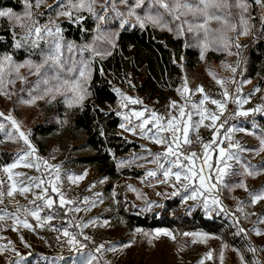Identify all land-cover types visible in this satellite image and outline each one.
<instances>
[{
  "label": "rangeland",
  "instance_id": "374dc122",
  "mask_svg": "<svg viewBox=\"0 0 264 264\" xmlns=\"http://www.w3.org/2000/svg\"><path fill=\"white\" fill-rule=\"evenodd\" d=\"M234 2L235 0H229V3L234 4ZM254 2L256 13L261 19L264 16V6L262 3L257 2V0H254ZM56 3L57 0H49L41 7L32 8L34 19L41 25L54 21L61 26L60 23L64 19L68 23L76 25L77 23L70 22L67 17L57 16L61 8L56 7ZM65 3H67V0H65ZM104 3L105 0H98V3L95 5V10L98 13H103L101 5ZM114 3L116 9L124 13V16L122 18L117 17L112 8L109 7L106 13L109 21H115L121 29L125 26H139V23L134 17L127 16L128 5L121 3L120 0H114ZM132 3H134V0H129V4ZM248 5V12L245 13V15L246 17H250L248 20L249 34L253 35L254 30L258 29L259 24L256 27L253 26L254 15L250 11L249 3ZM50 9H52L50 13L46 12ZM136 11L141 17L149 13L152 15L160 13L163 17L160 26L153 25L151 22L146 23L156 30L166 32L174 30L180 35L184 34L185 31L188 32L187 24L183 25L182 32L178 31V26L183 20L187 19L194 26L205 22V17L202 14H199L195 19L189 14L186 17L182 16L181 21H175L172 15L167 14L159 5L152 4L151 0H145L144 6ZM232 11L237 13V18L233 23H231L229 19ZM240 11L238 7L229 8L224 4L220 5L218 11L215 8L209 10L210 14L215 13L221 15L230 22L228 30H226L228 24H225L223 20L216 19L208 20L206 25L207 32H205L203 28L197 29L194 27V30L191 32L193 36L192 41L198 47L200 63L196 69L190 71L182 66V58L178 60L177 64L180 67V74L178 75L175 87L165 90L167 96L163 102L153 98H146L144 94L138 93L136 91V83L133 81L130 70L126 73L119 72L117 74L106 75V78L111 83L115 99L112 102L106 103L105 107L101 110L105 112L112 111L119 117L120 123L114 131L116 134L127 141L137 143V148L112 157L111 160L114 164L115 171L119 173L118 176L113 178L98 174L94 164H69L68 158L71 154L69 147L80 143L82 139L81 134L60 133V129H58L52 134L32 138V127L37 122H40L44 115L48 113L47 107L52 101L59 100L68 109L74 108L75 105L69 107L64 96L61 94H56L55 99H52L51 95H44L45 89L55 85L56 81L50 79V84L45 85L41 77L30 74V68L42 62L44 55L49 50L50 46L48 44L41 42L40 47L36 48L32 47L30 44H24L21 48L17 49L26 50L28 53L26 57L21 60H16L12 56L14 64H26L27 66L20 67L18 73H16L13 68L9 74V70L6 69L2 87L4 92L8 94H0V112H3L5 117L11 115L12 119L17 121L19 130L23 131L25 135L28 136L29 142L36 149L35 155L27 159L33 163L40 164V172L35 168H26L22 165L11 169L13 181L23 180L25 176H40L41 172L44 173L42 178L47 179L50 172L53 175L55 173L52 169L45 171L44 161H47L49 165H58L60 176L58 186L65 193L67 199L76 201L75 205L65 206L64 212H66L68 207L74 206H78L82 211L67 212L66 218L61 221L54 218V222L59 228L66 227L69 219L75 220L76 223L87 222L89 225L87 228H72L70 231L74 233L83 232L84 235L92 239H97V243L94 247L103 243L106 249L100 254L103 264H199L201 260H203V264H242L240 260L242 254L237 249L225 245V243L214 234L202 230L176 233L168 227H128L124 221L116 219L115 213L118 198L130 207L132 213L141 214L143 212L157 210L166 198L172 197L171 193L173 191L181 187L180 184H176V189L170 186L175 183L174 178L170 179L167 184H161L151 189H142L139 186V181L145 177V173L148 170L156 169L155 164L148 163L152 157L148 156L146 149H151L152 152H161V150H159V145L156 143L149 139L142 138L139 135V129H137V133L134 135L132 132L125 131L120 127L122 123H125L128 127H132L140 122L134 117H131L132 123H127L125 116H129L132 111H141L147 107L148 109L155 110L158 114L166 115L171 111L172 115L178 116L179 108H172L170 110V101H176L178 104H185L186 100L198 102L205 94L211 98L223 100V92L224 89L227 88L230 93L227 107L230 104L231 109L230 111H225L224 116L221 117L220 121H217V124L227 119L225 125L230 126L232 129V143L238 142L241 148L249 149V151L243 152L235 148L231 149V151L238 152V155L244 163L249 164L255 169H258V167L264 164V150H260V139L264 138V132L255 121L258 115L264 117V112L251 113L247 117L233 116L238 110V106L232 101L237 98L241 100L248 99L249 101L243 104L240 110L254 109L258 105L264 106V79L249 80L246 78L245 74H243V67H241L242 60H237L235 50L237 37L244 36L238 35V32L243 29V26L240 25L239 22ZM25 12L26 11L16 14L23 17ZM80 15H87L90 21H92V27L90 29V32L93 34L92 39L89 42L76 43L69 38H65L63 35V40L64 42H72L74 45L82 47L85 44H92L98 33L96 32V20L86 11L81 12ZM164 15L167 16V18ZM121 19H127L128 21L124 27H120ZM21 22L28 24L31 21L25 18ZM104 24H101V29L104 34L107 37L114 38L113 31L108 32V28L104 27ZM231 24L236 25V30L230 28ZM3 27L9 28V34L15 47L16 40L25 34L24 31L17 26L16 20L8 17H0V28ZM221 36L230 38L227 42V47H225V42L221 39ZM254 39L255 37L252 40ZM102 42L105 41L99 40L95 42V47L99 51H101ZM205 44H207V47H205ZM107 45L111 46L108 43ZM79 47L75 48L72 52L67 51L66 47L62 49V59L66 61L65 69L61 70L59 73L62 79H73L78 77V72L70 73L66 70L73 66V61H75L76 66L79 67L78 62L81 59L90 60L92 63L94 59L101 57H93L91 52H84L83 55H81ZM211 48L215 49V54H218L217 58L205 56V52ZM28 62L31 63L29 64ZM231 68H236L237 71L233 73ZM44 71L47 72L48 78L57 74L56 69H42V72ZM210 73L215 74V79ZM19 77H26V79L22 80ZM185 78L187 79V86L189 89L195 90L198 86H203L204 93H184L182 97L176 89H183ZM136 79L138 81L139 78L137 77ZM9 80H13L14 83H9ZM217 80H222L224 82L223 86L218 84L216 82ZM233 80L235 83H233ZM237 88L240 89L239 93L236 92ZM256 88H259V91H254ZM115 89H119L120 93H123L125 96L143 101V104H133L130 101L124 100L117 94ZM63 91L64 89H61V92ZM67 95L71 98L72 93L69 92ZM40 96H44V98L39 99L38 97ZM33 98L37 99H35L34 103H30L29 101ZM123 105H126V107ZM203 107L207 108L210 113L218 112L216 105H213L210 100L206 101ZM189 110L191 109L186 108V111ZM117 113H121V115ZM149 114L150 113L145 112V118H147ZM5 117H0V124H3V128L0 129V134L9 138V140L20 142V145L16 146V150L13 151L12 161L6 164H0V181L3 182L0 184V191L7 193L13 181L8 180L9 173L4 172L3 169L16 162L18 155H22L24 152L29 151V149L24 143V140L19 136V132L12 125L11 120L5 119ZM198 119L197 116L193 115V121ZM56 120L60 123L59 118ZM210 123V120H205L204 126H200L198 129L208 128L207 125ZM148 127L151 128L152 125L149 124ZM241 129H243V131ZM195 130L197 129L190 128L189 133ZM221 130L222 128L219 130L217 136V144H219ZM39 142L43 143L44 152L39 151L38 144H36ZM217 144H213L212 148L208 149L211 154V161L214 169L218 158ZM214 149L215 151H213ZM203 152L204 149H202L200 154L202 155ZM87 153H89V150L86 149L77 150L75 152L77 155H85ZM140 157H147V159H140ZM117 161H126V163L118 166ZM197 163L199 164L200 162L197 161ZM228 163L233 165L235 174L225 176L224 183L219 185L217 189L222 206L227 209V212L217 209L209 215L198 201H185L183 197L186 194L183 191L176 197L179 199L180 205L184 207L183 212L187 215L191 210L198 209L199 212L208 219L224 220L232 226L235 235H237L236 233L240 227L246 229L247 235H237L244 248L249 253L250 262L248 263L244 260V264H257V262H259V264H264V235H256L254 231V229H259L261 232H264V223L258 222V217L264 216V200H261L254 206L248 202L249 192L264 188V170L250 176L243 174L244 169L239 164H236L235 161H229ZM17 172L24 173L25 176L17 177L14 175ZM81 175H83L84 178L76 180L75 183L69 179V177L75 178ZM240 181H243L247 185L248 191L240 187H235ZM92 185L95 186L92 187ZM129 185L136 189V191L129 190ZM34 191L38 192L39 190L34 189ZM49 191L51 192L50 189ZM97 193L100 195L97 196ZM50 195L52 198L53 195L56 196V199L59 200L57 194L51 193ZM25 196H27V198H25ZM14 197H21L25 200L26 207H33V205L29 204V200L33 198L32 193L21 195L17 189L14 191L12 197H8L7 195L3 197L4 202L0 204V215H4V219L0 220V245L5 246L6 249L14 247L15 251L5 250L3 253H0V264H10L11 261H16V264H83L89 250H84L83 255L70 252L67 244L64 243L65 238L61 233L54 237V241H50V237L46 233L37 230L36 220L34 218L26 216L23 211L16 212L17 206L12 202ZM84 197H88L87 203L83 202ZM93 201L95 202V206H92ZM241 201L245 202L242 206V211H237ZM149 204H151V207H149ZM253 212L257 215H251ZM5 213H16V215L20 216L21 220L27 219L29 223L33 225V229L29 230L24 228L18 221L5 215ZM48 213L52 216L50 212ZM246 216L247 218H245ZM237 220L239 222L238 224L235 223ZM13 227L17 230L13 231ZM138 229L140 231H137ZM165 232L170 233V235H165ZM185 233L194 235H184ZM21 236L24 237V240L30 247H25L24 243L21 242ZM58 236L60 237L59 240L57 239ZM250 246L255 247L258 251L256 253L249 251ZM110 247L115 250H107ZM17 252L24 258L21 259L20 256H17ZM209 252L212 253L211 259L207 258ZM59 256L64 257V259H54ZM96 264H99V262L97 261Z\"/></svg>",
  "mask_w": 264,
  "mask_h": 264
},
{
  "label": "snow or ice",
  "instance_id": "6c2138e0",
  "mask_svg": "<svg viewBox=\"0 0 264 264\" xmlns=\"http://www.w3.org/2000/svg\"><path fill=\"white\" fill-rule=\"evenodd\" d=\"M44 0H36L35 7H40L41 3ZM121 3L128 5L127 16L134 17L135 20L139 23L141 28L145 27L146 22H151L153 25L160 26L162 22V15L157 13L156 15L146 14L144 17H141L137 13V9H140L145 4V0H134V3L129 4V0H120ZM152 4L159 5L161 8L165 10V12L169 15H172L175 21H181V17H186L191 14L195 19L199 14H202L205 17V22L203 24H196L195 26L188 21L187 19L183 20L178 26V31H183V25H188V31L192 32L194 27L199 29L203 28L205 32H207V22L211 19L223 20L225 24H228V20L221 15L212 13L210 14L209 10L212 8L217 9L220 8L221 4L226 5L227 7H238L240 11V25L243 26L242 31L238 32V35H248L249 34V26L248 20L250 17H246L245 13L248 12L249 5L247 0H235L234 4L229 3V0H151ZM264 4V0H257ZM98 3V0H57L56 7L61 8V11L57 13V16L67 17V19L72 23L80 24L85 19L84 16L80 15L81 12L86 11L96 20V32L98 35L94 38L92 44H85L82 47L74 45L72 42H64L63 40V29L61 26L54 21H50L48 24L41 25L37 20L34 19V13L32 12L33 5L29 2V0H25L26 12L24 16H20L11 10H0V17H8L10 19H14L17 21V26L24 31V35L21 36L15 42L16 48H21L24 44H30L32 47H40L41 42L48 44L49 50L44 55V58L41 63L35 64L30 68V74L37 75L42 78V82L45 85L50 84V79L55 80L56 84L53 86H49L45 89L44 95H51L52 99H55L56 94H61L64 96L65 101L68 103L69 107L73 105L82 107L83 101L90 95L88 89L86 87L87 81L91 77V61L86 59H81L79 63V67L76 66V62L73 61V66L67 68L66 70L70 73H77L78 77L69 79H62L60 76V71L65 69V63L62 59V49L66 47L67 51L72 52L75 48L79 47V51L81 55L84 52H91L93 57L102 56V55H111V51H106L102 53L95 47V42L99 40H104L106 43L110 44L111 47H115L114 38L107 37L103 30L101 29V24L107 22L108 17L106 15L108 8L111 7L115 12L117 17H123L124 13L118 11L115 7L114 0H105V3L101 5L103 9V13H98L95 10V5ZM51 7V6H50ZM27 18L31 22L28 24L22 23L23 19ZM262 22H264V18H262ZM127 19H121L120 27H124L127 24ZM230 28L232 30H236V25L231 24ZM171 30V29H169ZM221 39L225 42V47H227V42L230 38L221 36ZM237 48L240 45L237 43L235 45ZM207 47V44H205ZM29 64L31 62H28ZM27 66L26 64H14L13 57L8 54H4L0 56V94L7 95L8 93L3 90V82L4 75L6 69L9 70V74L11 69H15L16 73L19 72L20 67ZM230 67V66H229ZM42 69H56L57 74L48 78L47 72H42ZM231 71L235 73L237 71L236 68H231ZM101 74H103V70L101 69ZM213 75L215 79V74ZM22 80H25L26 77H19ZM218 84L223 86L224 82L222 80L216 81ZM250 82V81H249ZM9 83H14L13 80H9ZM130 83V81H129ZM233 83L235 81L233 80ZM61 89H64L61 92ZM118 95H120L124 100L130 101L133 104H143V101L138 99L125 96L123 93H120L119 89H115ZM178 93L183 97L184 93H192L200 92L204 93L203 86H198L195 90L189 89L187 86V79L185 78L183 89H176ZM254 91H259V88H256ZM72 93L71 98L68 97V93ZM236 92L239 93L240 89L237 88ZM223 100H217L209 97L208 95H203V98L198 102H192L191 100H186L185 104H178L176 101H170L169 109L179 108V114L172 115L171 111H169L166 115L158 114L153 109H148L145 107L141 111H132L129 116H125V120L128 124L132 123L131 117H134L136 120L140 122L138 124L133 125L132 127H128L125 123H122L120 127L125 131H130L134 135L137 133V129H139V135L142 138H146L156 143L157 145L163 148L161 152H152L151 149H146L148 156H151L152 159L148 161V163H152L156 165V169L148 170L145 173V179L151 177L156 178L158 175V171L162 174L163 179L159 180L161 184L169 183V180L174 178L175 183L170 186L176 189V184H180L181 187L176 189L171 193L172 196H177L181 194L183 191L186 195L183 197L185 201L192 200L198 201L200 205L204 208L206 212L211 215L213 211L219 209L220 211L227 212V209L222 206L221 200L219 199V195L217 192L218 186L224 183V177L229 174H235V170L233 169V165L229 164V161H235L236 164H239L243 169L246 175H254L264 169H255L252 168L249 164L244 163L241 160V157L238 155L237 151H231V149L235 148L240 152L249 151V149L241 148L239 143L228 144V149L221 147L224 143L223 140L219 141L217 144V136L219 134V130L224 127V124L227 123V119L222 121L220 124H217V121L221 120V117L224 116L225 111L227 110V102L230 98V93L227 88L224 89L223 92ZM39 99H43L44 96L38 97ZM35 99L33 98L30 103H34ZM216 105L218 112H209L207 108H204V104L206 101H209ZM233 103L237 104L238 110L233 114V116H244L247 117L251 113H260L264 112V106H257L254 109L249 110H240L242 105L248 103V99H234ZM126 107V105H123ZM186 108H190L191 110L186 111ZM145 112L150 113L147 118H145ZM121 115V113H117ZM193 115L197 116L199 119L193 121ZM0 117H5L3 112H0ZM5 119H9L12 122V125L19 132V136L24 140V143L27 145L29 151L24 152L22 155H18L16 162L8 165L3 169L4 172L9 173L8 180L13 181V174L11 173V169H14L18 166H23L26 168H35L38 172H40V164L33 163L28 160V157H32L36 153L35 147L29 142L28 136L25 135L23 131L19 130V124L16 120L12 119L11 115L5 117ZM205 120H210L211 123L207 125L210 130H213V136L209 143H203L202 138L197 135V140L201 142L202 148L204 149L203 154H198L195 151L185 152L184 146H190L192 144V140L189 138V132L191 129H198L200 126H204ZM151 124L152 127L149 128L148 125ZM3 128V124H0V129ZM243 131V129H241ZM231 131V129H229ZM226 139L231 140L230 137L226 136ZM213 144H217L218 148V158L216 160L215 169L213 168V163L211 161V154L208 149L212 148ZM261 149L264 150V138L260 139ZM215 151V149L213 150ZM140 159H147V157H140ZM187 161V163H185ZM197 161L200 163L198 164ZM126 163V161H117L118 166ZM45 171L52 169L54 170V175L50 172L47 179L42 178L44 173L41 172L40 176H25L24 173H15L14 175L17 177L25 176V179L13 181L9 186V190L7 193L0 191V204H3V197L7 195L8 197H12L14 191L19 190L21 195H25L28 193H32V199L29 200V204L33 205L32 208H28L26 206H18L16 212L23 211L26 216H31L37 221V226L42 227L44 223H50L54 217L47 216L41 217V212L45 208H52L55 201L50 195L49 189L51 193L57 194L59 197V206L64 208L65 206L75 205L76 201L67 199L65 193L58 186L60 181L59 176V166L58 165H49L47 161H44ZM167 165V167H166ZM143 166V165H141ZM83 175L76 176L75 178L69 177L73 183L76 180L83 179ZM103 182V181H101ZM3 182L0 181V184ZM95 185H92L94 187ZM129 190L136 191V189L132 188L131 185L128 186ZM235 187L243 188L245 191H248L247 185L240 181ZM34 189L39 190L34 191ZM97 196L100 194L97 193ZM27 198V196H25ZM261 200H264V188L258 189L253 192H249V203L251 205H256ZM39 202V203H38ZM83 202H88V197L83 198ZM102 202V201H101ZM245 202L241 201L240 205L237 208V211H242V206ZM92 206H95V202H92ZM151 207V204H149ZM82 211L78 206L68 207L67 212H79ZM10 218L18 221L24 228L32 230L33 225L29 223L27 219L21 220L20 216L16 215V213H5ZM251 215H257L256 213H251ZM247 218V216L245 217ZM4 219V215H0V220ZM259 223H264V216L258 217ZM235 223H239L238 220ZM89 225L87 222L85 223H76L75 220L69 219L67 221V226L63 228H55L54 230L61 233V235L65 238L64 243L67 244L70 252H76L78 254L83 255L84 249L86 245L84 241L92 242V238L83 234V232L74 233L70 231L72 228H87ZM13 231L17 229L13 227ZM137 231H140L139 229ZM256 235H264V232H261L259 229H254ZM159 234V233H157ZM165 235H170V233L165 232ZM247 235V230L243 227L238 229L236 233ZM184 235H194L190 233H185ZM79 237H82L80 239ZM21 242L24 243L25 247H30L27 242L24 240V237H20ZM59 240L60 237L58 236ZM11 243V242H9ZM130 246V245H129ZM5 250L15 251V248L6 249L5 246L0 245V253H3ZM105 245L103 243L97 245L93 250H89L87 252L86 258L83 261V264H96L98 261V255L105 251ZM107 250H115L114 248H109ZM249 251L256 253L258 249L255 247H249ZM17 256L20 254L17 252ZM23 259V256H20ZM207 258H212V253L209 252L207 254ZM54 259L63 260L64 257L59 256ZM240 260L242 264H244L243 255L240 256ZM10 264H16V261H11ZM199 264H203V260L199 262ZM259 264V262H257Z\"/></svg>",
  "mask_w": 264,
  "mask_h": 264
},
{
  "label": "trees",
  "instance_id": "16d2710c",
  "mask_svg": "<svg viewBox=\"0 0 264 264\" xmlns=\"http://www.w3.org/2000/svg\"><path fill=\"white\" fill-rule=\"evenodd\" d=\"M48 1L44 0L40 7ZM29 2L35 9L36 0H29ZM247 2L254 15L253 26L256 27L259 24V27L254 30L255 39L248 45L241 67H243V74L249 80H262L264 79V22H262L264 16L260 19L257 15L254 0H247ZM0 10L22 13L26 11L25 0H0ZM51 11L52 9L46 12ZM83 16L85 19L82 23L76 25L68 23L65 19L61 21L65 38L76 43L89 42L92 39L93 34L90 32L92 21L89 16ZM236 18L237 13L232 11L229 16L230 22L233 23ZM229 23L226 30L229 29ZM104 27L108 28V32L113 31L115 47L105 42L101 43V52L111 51V55L105 54L92 61L91 77L86 84L90 95L83 101V106L68 109L61 101H52L47 107L48 113L32 127L31 136L32 138L43 137L58 129L60 133L81 134L80 143L69 147L71 153L68 158L69 164H94L98 174L113 178L119 173L115 171L112 157L137 148V143L127 141L116 134L114 131L120 123L119 117L112 111L101 110L106 103L115 99L111 83L106 75L126 73L130 70L138 93L144 94L146 98L163 102L167 96L165 90L175 87L180 74L178 60L182 58V66L192 71L199 65L200 56L189 31L181 35L174 30L159 31L147 23L143 28L125 26L121 29L115 21L109 20ZM4 54H9L16 60H21L28 54L26 50L14 47L8 27L0 28V56ZM205 56L217 58L218 54H215V49L211 48L205 52ZM101 69L103 74H101ZM57 118L60 123L56 120ZM255 121L264 132V117L258 115ZM36 144H38L39 151L44 152L43 143ZM18 145H20L19 141L9 140L0 134V164L12 161L13 151ZM85 149L89 150V153L75 154L77 150ZM258 169H264V164ZM53 198L55 203L52 208H47V211L55 219L61 221L66 218L64 208L59 206L56 196L53 195ZM126 206V203L118 198L115 213L116 219H121L128 227H168L176 233L202 230L218 236L225 245L237 249L243 255L244 260L250 262L249 253L239 237L235 235L232 226L224 220L208 219L198 209L191 210L188 215L185 214L184 207L180 205L176 196L166 198L157 210L141 214L132 213L130 207ZM79 238L82 239V237ZM84 243L86 245L84 250L94 251L95 247L90 245V241H84ZM97 255L99 264H103L100 254Z\"/></svg>",
  "mask_w": 264,
  "mask_h": 264
},
{
  "label": "built area",
  "instance_id": "2783aa9c",
  "mask_svg": "<svg viewBox=\"0 0 264 264\" xmlns=\"http://www.w3.org/2000/svg\"><path fill=\"white\" fill-rule=\"evenodd\" d=\"M253 38L254 37L252 34L237 37L236 44L238 43L240 45L239 48H237L235 46L238 61L242 60L243 55H244L246 49L248 48V45L250 44V42L252 41ZM230 109H231V106L229 104L227 107V111H230ZM229 129H231V127L224 124V127L222 128L221 133H220V137H219V141H221V140L224 141V143L220 146L224 147L225 149L228 148V144L230 142H233L232 129H231V131H229ZM197 135H199V137L202 138L203 143H209L212 139V136H213V130H210L209 128H201V129H197V130L189 133V138L192 140V144L190 146H188V145L184 146L183 150L186 153L191 152V151H195L198 154L201 153L203 148H202L201 142L197 140ZM226 136L230 137L231 140L226 139L225 138ZM159 150L163 151V148L161 146H159ZM185 163H187V161H185ZM161 179H163V176L158 171V175L156 178L149 177V178L145 179L143 177L142 179H140L139 186L142 189H151V188H154V187L161 185V183H159V180H161ZM12 202L17 207L18 206H25V200H23L21 197H14ZM47 216H50V215H49L47 209L45 208L41 212V217H47ZM36 225H37V221H36ZM55 228H59V227L54 222V218L52 219V221L50 223H44L42 227L37 226V230L40 232L46 233L50 237V241H54V237L60 233V232L54 230ZM96 243H97V239H92V242H90V245L94 247V245Z\"/></svg>",
  "mask_w": 264,
  "mask_h": 264
},
{
  "label": "crops",
  "instance_id": "0c3cea01",
  "mask_svg": "<svg viewBox=\"0 0 264 264\" xmlns=\"http://www.w3.org/2000/svg\"><path fill=\"white\" fill-rule=\"evenodd\" d=\"M49 261V260H48Z\"/></svg>",
  "mask_w": 264,
  "mask_h": 264
}]
</instances>
